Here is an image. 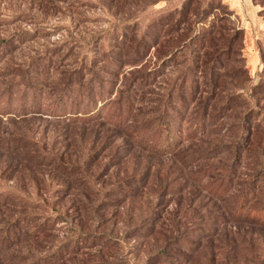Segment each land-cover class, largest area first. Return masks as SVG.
Returning <instances> with one entry per match:
<instances>
[{
    "label": "rangeland",
    "instance_id": "obj_1",
    "mask_svg": "<svg viewBox=\"0 0 264 264\" xmlns=\"http://www.w3.org/2000/svg\"><path fill=\"white\" fill-rule=\"evenodd\" d=\"M0 264H264V0H0Z\"/></svg>",
    "mask_w": 264,
    "mask_h": 264
},
{
    "label": "trees",
    "instance_id": "obj_2",
    "mask_svg": "<svg viewBox=\"0 0 264 264\" xmlns=\"http://www.w3.org/2000/svg\"><path fill=\"white\" fill-rule=\"evenodd\" d=\"M92 102L91 101H89L88 103H86V105H85V108L88 110V109H90V104H91ZM89 112H91V110H89ZM88 112V113H89ZM89 116V115H88ZM163 144V143H162ZM162 147H164V144L162 145ZM12 223H16V220H14V221H12Z\"/></svg>",
    "mask_w": 264,
    "mask_h": 264
}]
</instances>
